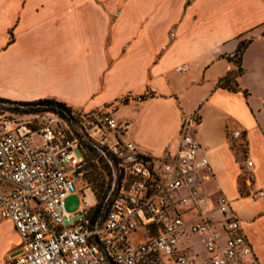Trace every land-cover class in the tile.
Wrapping results in <instances>:
<instances>
[{
    "label": "crops",
    "instance_id": "1",
    "mask_svg": "<svg viewBox=\"0 0 264 264\" xmlns=\"http://www.w3.org/2000/svg\"><path fill=\"white\" fill-rule=\"evenodd\" d=\"M247 41L240 90L220 88L237 70L227 57ZM148 92L154 96L131 99L114 115L130 121L131 139L159 159L177 152L180 126L195 114L198 158L209 162L197 182L203 209L221 230L224 217L213 207L226 197L228 216L264 264V195L253 199L239 187L247 175L249 191L264 192V0H0V98L54 99L89 112ZM233 130L242 139H231ZM238 141L246 142L244 154L232 147ZM204 239L188 235L178 247L205 264ZM20 244L13 223L1 221L0 264Z\"/></svg>",
    "mask_w": 264,
    "mask_h": 264
},
{
    "label": "built area",
    "instance_id": "2",
    "mask_svg": "<svg viewBox=\"0 0 264 264\" xmlns=\"http://www.w3.org/2000/svg\"><path fill=\"white\" fill-rule=\"evenodd\" d=\"M176 70L185 72L186 67ZM198 122L195 114L183 120L177 152L159 159L131 139L130 121L103 109L70 120L39 112L23 123L3 122L0 222L11 221L21 239L19 253L5 264H196L178 245L182 237L200 233L208 254L205 264H262L241 222L228 216L226 197L220 196L213 207L224 217L221 230L203 209L206 198L197 182L209 162L198 158ZM79 135L116 161V190L102 219L93 217L95 202L87 205L79 188L86 154ZM229 136L242 139L243 132L233 130ZM246 167L250 170L253 162L247 160ZM75 193H81L84 206L68 213L64 202ZM139 229L146 239L133 244L129 237Z\"/></svg>",
    "mask_w": 264,
    "mask_h": 264
},
{
    "label": "trees",
    "instance_id": "3",
    "mask_svg": "<svg viewBox=\"0 0 264 264\" xmlns=\"http://www.w3.org/2000/svg\"><path fill=\"white\" fill-rule=\"evenodd\" d=\"M249 41L247 42H241L238 46V49L236 52L228 56L227 59L235 64L237 67L236 72L228 74L226 77L222 78L218 82V86L220 88L228 89L230 91L236 92L239 91V85L236 81L237 76L241 73V56L246 49ZM245 94H248L245 91ZM154 95L150 92H148L145 95L142 96H129L126 95L116 101V105L113 106H106L103 108L105 111H111L114 112L115 108L119 105H123L128 103L131 99H146L148 97H153ZM0 104H6L11 106V111L23 114V115H32L39 112H54L59 114L60 116L66 118V119H75L76 116L79 115V113L75 112V110L69 106H67L65 103L59 102L54 99H40L37 101H31V102H24V101H11L8 99L0 98ZM199 121V120H198ZM197 123V120H196ZM199 123V122H198ZM80 136L81 145L83 149L85 150L86 154L89 153L90 155L94 156L98 160H103L105 162V166L111 175L113 179H115V168H116V161L112 157L111 154H109L105 148H102L95 144L93 141L89 140L87 137ZM85 154V156H86ZM117 179V178H116ZM115 184V183H114ZM102 186V185H100ZM116 190V185L111 187V185L103 190L99 191V198L100 202L95 206L93 209V217L96 219H102L112 201L114 192Z\"/></svg>",
    "mask_w": 264,
    "mask_h": 264
},
{
    "label": "rangeland",
    "instance_id": "4",
    "mask_svg": "<svg viewBox=\"0 0 264 264\" xmlns=\"http://www.w3.org/2000/svg\"><path fill=\"white\" fill-rule=\"evenodd\" d=\"M113 19V18H112ZM113 21V20H112ZM11 106L6 104H0V135L3 133V122L7 120H13L18 123H23L28 120V115L19 114L11 111ZM77 113H83L82 110L74 109ZM114 113V112H113ZM115 117L118 118V114H115ZM120 119V118H118ZM121 120V119H120ZM238 140V139H237ZM36 142L39 143L38 138H36ZM232 147L236 150L237 153L244 154L246 152V142L238 141L237 143H232ZM75 155H79V151H74ZM85 163L82 168V178L79 182V188L81 193L85 196L87 205L93 204V199L95 201V206L100 202V194L99 191L108 188L110 185L113 187L115 183V179L111 177L109 174L105 162L103 160H98L94 156L89 153L85 156ZM244 178H241L239 181V187L242 195H246L256 199L254 196V192H250L248 188H250V184L245 181L247 175H243ZM252 181V180H251ZM102 185V186H100ZM81 193H75L68 196L64 202V207L66 212L74 213L80 207H83L84 204L82 202ZM94 206V208H95ZM146 239L143 234V229H139L135 234L129 237V241L133 244L137 242H142ZM200 252V257L205 255L204 250L200 248H196Z\"/></svg>",
    "mask_w": 264,
    "mask_h": 264
},
{
    "label": "water",
    "instance_id": "5",
    "mask_svg": "<svg viewBox=\"0 0 264 264\" xmlns=\"http://www.w3.org/2000/svg\"><path fill=\"white\" fill-rule=\"evenodd\" d=\"M17 253H19V252H17ZM111 263V262H110ZM111 264H113V263H111Z\"/></svg>",
    "mask_w": 264,
    "mask_h": 264
}]
</instances>
